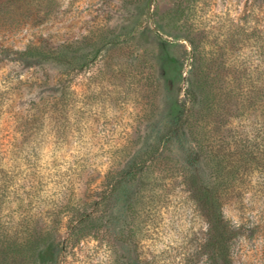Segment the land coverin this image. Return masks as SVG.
<instances>
[{"label":"rangeland","instance_id":"1","mask_svg":"<svg viewBox=\"0 0 264 264\" xmlns=\"http://www.w3.org/2000/svg\"><path fill=\"white\" fill-rule=\"evenodd\" d=\"M0 5L6 225L27 219L65 241L70 213L59 223L56 214L70 197L99 220L54 264H212L207 223L184 180L198 141L200 174L221 170L229 183L221 196L237 230L232 264H264V0ZM26 46L59 50L64 62L23 61L16 51ZM75 54L81 65L68 61ZM191 82L208 86L207 105L189 118L192 133L163 141ZM136 161L143 174L109 191Z\"/></svg>","mask_w":264,"mask_h":264},{"label":"trees","instance_id":"2","mask_svg":"<svg viewBox=\"0 0 264 264\" xmlns=\"http://www.w3.org/2000/svg\"><path fill=\"white\" fill-rule=\"evenodd\" d=\"M14 1L17 2L19 0ZM1 6L0 13L4 11ZM195 52L194 47H192L191 54L194 59L196 58ZM16 54L23 61L31 59L39 61L41 59L64 62L63 52L59 50H49L46 52L38 46H26L23 50H17ZM84 57V55L75 54L68 61L73 65H79L82 63L81 61L85 60ZM209 93L210 90L205 83H189L184 92V100L178 106V112L167 123L163 141H168L178 136L180 131L183 133L187 129L189 133H192L190 128H188L189 118L193 115L196 108H204L207 105ZM198 160H200V142L192 141L186 154V164L188 165L189 172L184 176V180L188 185L195 205L203 214L207 223V237L204 245L212 264H232L229 248L232 240L237 236V230L224 217L221 196V192L229 186V183L221 178V170L216 171L217 174L212 179L208 180L203 177L196 166ZM144 167L140 161L126 166L112 181L110 179L109 191H113L119 183H122L121 179H130L143 174ZM4 191L5 183L0 177V264H54V259L60 258L68 242L75 243L83 239L95 229L94 226L99 220L93 210H89L86 207H76L70 197H65L60 204L64 212L61 210L56 214V221L59 223L61 218L65 216L64 213H70L69 233L65 241L57 238L51 231H47L46 233L37 231L34 226L30 225V221L27 219H23L12 225H6L1 216ZM56 231L55 229L54 233Z\"/></svg>","mask_w":264,"mask_h":264}]
</instances>
